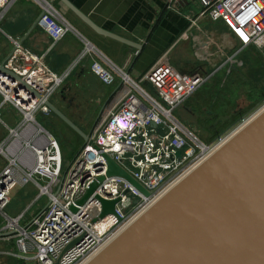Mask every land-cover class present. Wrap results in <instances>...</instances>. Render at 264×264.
<instances>
[{
  "label": "built area",
  "instance_id": "1",
  "mask_svg": "<svg viewBox=\"0 0 264 264\" xmlns=\"http://www.w3.org/2000/svg\"><path fill=\"white\" fill-rule=\"evenodd\" d=\"M13 1L0 0V31ZM34 1L42 9L39 26L51 49L75 33L52 1ZM185 2L167 0V9L177 11ZM197 2L201 12L188 14L186 34L208 59L206 69L194 73L172 74L160 61L136 82L81 37L84 47L76 64L91 61V73L105 85H119V89L118 99L104 107L88 142L71 163L58 139L37 120L38 115L54 117L48 103L64 78L49 67L45 56L23 46L19 38L11 39L13 51L0 65V126L8 132L0 142V158L5 161L0 171V217L6 234H11L5 239H16L25 261L87 264L226 144L245 121L264 109L263 103L261 110L210 144L175 118L173 112L215 75L225 71L228 77L241 68L244 51L255 48L264 53V0ZM201 19L207 20L202 23ZM146 82L153 85L154 93L143 88ZM10 108L23 116L16 129L3 119ZM106 156L148 195L123 177L107 176ZM101 177L104 180L99 182ZM30 183L49 198V204L23 227L24 215L11 218L7 209L13 191ZM94 183H98L96 190L80 205ZM103 201H117L114 213L101 216ZM75 241L79 242L64 253Z\"/></svg>",
  "mask_w": 264,
  "mask_h": 264
},
{
  "label": "water",
  "instance_id": "2",
  "mask_svg": "<svg viewBox=\"0 0 264 264\" xmlns=\"http://www.w3.org/2000/svg\"><path fill=\"white\" fill-rule=\"evenodd\" d=\"M55 1L96 34L128 45L138 53L143 51V45L98 26L71 1L52 0ZM48 107L85 144L88 142L89 134L52 103ZM252 117L248 125L87 264H264V110ZM244 118H238L213 141ZM106 159L107 176L123 177L148 195L110 157ZM103 180L104 177L98 179ZM97 186L98 183L92 185L80 205ZM116 203L103 201L101 216L114 213ZM8 235L11 234L0 236ZM78 242L71 243L64 253Z\"/></svg>",
  "mask_w": 264,
  "mask_h": 264
},
{
  "label": "crops",
  "instance_id": "3",
  "mask_svg": "<svg viewBox=\"0 0 264 264\" xmlns=\"http://www.w3.org/2000/svg\"><path fill=\"white\" fill-rule=\"evenodd\" d=\"M69 1L106 31L143 45V51L138 53L136 49L128 45L96 34L66 7L62 5L64 9L58 8L56 1L53 2V5L72 25L75 33L67 35L51 49L49 39L39 26L42 9L34 0H14L1 22L0 65L7 60L13 51L11 39L19 38L23 46L36 54L45 56V62L49 67L64 78L62 85L51 99V103L85 134L91 133L104 107L113 104L118 99L119 85L108 86L102 83L91 73V61L76 64L84 47L81 37L86 38L114 65L125 69L136 82L144 78L160 61H164L165 68L172 74L187 75L200 68L206 69L208 56L204 55L190 35L186 34L189 26L188 14L193 12L195 15H199L201 12V6L197 0H185V4L180 6L177 11L167 9V0ZM206 20L201 19L200 22L205 23ZM249 51H244L240 55L241 61ZM144 86L150 93H154L155 89L151 83L146 82ZM202 104L201 100L197 102L198 106H202ZM92 111H95V120L93 121L94 126L91 125L93 127L89 131V121L86 120ZM7 113L11 114L12 111L9 110ZM238 118L240 116L235 121ZM52 120L53 126L62 131L60 135L65 132L63 129L66 125L60 119L53 118ZM230 125L217 134L222 133ZM215 130L218 131V129ZM76 136L78 135L76 134ZM7 137L8 132L5 136L0 137V142ZM65 141L64 138V142L62 140L63 143H60L61 149L62 145H65L64 143H68ZM4 166L0 164V171ZM27 186H18L13 191L11 203L7 209V214L11 218L24 215L20 222L23 227H28L46 209L39 200V195L33 198L32 204L26 205V199L30 197L26 190ZM4 225L5 222L0 217V235H6ZM5 237L0 236V242L4 245L13 240H6ZM29 263L33 262H23V264Z\"/></svg>",
  "mask_w": 264,
  "mask_h": 264
},
{
  "label": "rangeland",
  "instance_id": "4",
  "mask_svg": "<svg viewBox=\"0 0 264 264\" xmlns=\"http://www.w3.org/2000/svg\"><path fill=\"white\" fill-rule=\"evenodd\" d=\"M56 5L58 8L61 7V10L64 9L62 4L57 1ZM248 58H251V61L248 62ZM256 58L261 59V63L264 65V53H260L255 49H251L248 53H246L242 60L241 71L246 73L245 81L241 80V77L235 73H231V75H229L227 78L225 77V71L215 75L209 83L194 93L191 99L186 102V104L178 107L173 112L175 118L183 123L190 131H192L198 138L207 144L212 143L214 140L213 136L216 135V130L210 127L211 124H205L206 121H209V119L213 116H216L217 114L224 116V118L219 117L215 124L217 125L216 127L218 132L225 129V127L229 125V121H231L233 118L235 120V116L236 118L238 116H245L246 119H249L252 115L262 109V105L264 103V74L260 76L259 81H255V84H253V82L247 78L248 75L254 72L253 70L256 67L254 59ZM143 88L145 89L146 87L143 86ZM199 100L203 102L201 107H204L207 110L204 114L200 112V106L197 105ZM93 106L95 107L94 104ZM187 108H191L192 111H188ZM12 109L13 108H10L12 111L11 114H8L7 111L3 113V119L9 123L10 127L16 129L20 125L23 116L16 110ZM220 110H223L224 112H220ZM195 113L196 118L193 117ZM94 116L95 111H92L89 117H87L86 121H89L88 125H90L88 126L89 131L91 130V127L94 126ZM53 118L56 117H46L43 115L37 116L38 122L50 133H52L60 143L62 140L64 142V138L66 141H68V143H64L65 145H62V149L65 159L71 163L77 154L82 150L85 143L82 138L79 136L77 137L76 134L67 126H64L63 130L69 134L63 132L61 137L60 133L62 131L53 126ZM6 133V130L1 127L0 137L5 136ZM0 164L1 166L5 165V162L1 158ZM35 187L36 186L33 183L28 184L26 190L28 191L27 193L30 195V197L26 199V205L28 206V203L32 204L33 198H35V196L38 197L39 195V200H41V203L45 209L49 204V198L46 196H41L40 190ZM15 241L16 239H13L9 244L5 245L0 242V264H23V262H25L24 255L18 249L17 243Z\"/></svg>",
  "mask_w": 264,
  "mask_h": 264
},
{
  "label": "trees",
  "instance_id": "5",
  "mask_svg": "<svg viewBox=\"0 0 264 264\" xmlns=\"http://www.w3.org/2000/svg\"><path fill=\"white\" fill-rule=\"evenodd\" d=\"M251 49H255V48H249V49H247L246 51H249V50H251ZM249 61H251V59L250 58H248V62ZM254 63H255V65H256V67H255V69L253 70V69H250V70H253L254 72L252 73V74H250V75H248V77L247 78H249L250 80H251V82H253V84H255V81H259L260 80V76L261 75H263L264 74V65H262V63H261V59H254ZM232 73H235L236 75H238V76H240L241 77V80H246L245 79V77H246V73H244L243 71H241V69H239V70H234ZM244 76V77H243ZM250 93V92H249ZM263 98H264V95H263ZM222 109V108H221ZM220 112H224L223 110H220ZM235 114V113H234ZM219 117H223L224 118V116L223 115H221V114H217L216 116H213L212 117V120H213V123H214V125L216 124V122H217V120H218V118ZM211 119V118H210ZM235 119H236V116H235ZM235 120H234V118L231 120V121H229V125L231 124V123H233ZM216 126V125H215ZM228 126V125H227ZM211 128H213V127H211ZM214 129H217V127H215ZM216 133V135L215 136H217L218 134V131H216L215 132ZM215 136H213V137H215ZM78 137V136H77Z\"/></svg>",
  "mask_w": 264,
  "mask_h": 264
},
{
  "label": "flooded vegetation",
  "instance_id": "6",
  "mask_svg": "<svg viewBox=\"0 0 264 264\" xmlns=\"http://www.w3.org/2000/svg\"><path fill=\"white\" fill-rule=\"evenodd\" d=\"M199 109H200V112L201 113H205L207 110H206V108H204V107H199ZM191 112V111H190ZM100 115H101V113H100ZM193 117H195L196 118V113L193 115ZM212 117V116H211ZM206 125H210V127H214L215 125H214V123H213V120H212V118L211 119H209V121L207 120L206 121V123H205Z\"/></svg>",
  "mask_w": 264,
  "mask_h": 264
},
{
  "label": "bare ground",
  "instance_id": "7",
  "mask_svg": "<svg viewBox=\"0 0 264 264\" xmlns=\"http://www.w3.org/2000/svg\"><path fill=\"white\" fill-rule=\"evenodd\" d=\"M264 109H262V111H263ZM250 121L251 120H247V121H245L241 126H240V128H242L243 129V127H245L246 125H248V123H250ZM188 176V175H187ZM183 181V180H182ZM180 183V182H179ZM178 183V184H179ZM178 184H175L169 191H171L176 185H178Z\"/></svg>",
  "mask_w": 264,
  "mask_h": 264
}]
</instances>
